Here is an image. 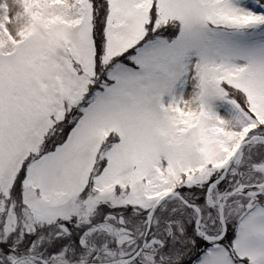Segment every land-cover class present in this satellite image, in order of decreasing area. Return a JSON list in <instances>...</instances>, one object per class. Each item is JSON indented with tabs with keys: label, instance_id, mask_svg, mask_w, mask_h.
<instances>
[{
	"label": "snow or ice",
	"instance_id": "6c2138e0",
	"mask_svg": "<svg viewBox=\"0 0 264 264\" xmlns=\"http://www.w3.org/2000/svg\"><path fill=\"white\" fill-rule=\"evenodd\" d=\"M0 264H264V0H0Z\"/></svg>",
	"mask_w": 264,
	"mask_h": 264
}]
</instances>
